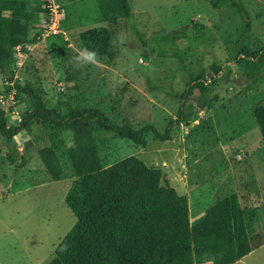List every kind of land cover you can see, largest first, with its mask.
Here are the masks:
<instances>
[{
	"label": "rangeland",
	"instance_id": "374dc122",
	"mask_svg": "<svg viewBox=\"0 0 264 264\" xmlns=\"http://www.w3.org/2000/svg\"><path fill=\"white\" fill-rule=\"evenodd\" d=\"M57 2L66 10L65 35L40 36V21L34 25V19L32 41L21 46V58L15 59L14 79L41 91L60 113L66 111L62 103L94 107L117 126H152L161 134L169 127L170 140H156L149 132L141 148L112 133L80 138L54 132L50 125L32 126L31 135L21 133L30 137L28 148L16 136L10 144L0 138V264H48L54 257L75 223L64 197L75 179L68 151L79 145L97 148L105 166L138 158L161 170L162 187L210 183L205 194L188 190L191 222L200 216L197 210L235 191L245 216L252 214L248 193L254 183H264V175L254 173L256 164L248 157L252 151L246 141L237 145L236 138L248 132L260 137L254 109L264 101V59L250 65L255 73H246L236 58L242 48L264 49V0H233L246 8L247 16L229 8L214 10L210 0H129L132 16L110 23L100 22L93 0ZM94 25L110 33L112 62L78 61L83 49L79 33ZM200 78L206 83L204 94L194 89L183 104L184 90ZM25 108L7 75L0 73V109L7 127L20 122ZM36 137L40 142H34ZM43 145L55 153L50 172L38 158ZM7 155L15 164L22 158L27 164L15 169ZM43 178L48 183H38ZM256 203H264V196ZM258 255L262 252L241 264H262Z\"/></svg>",
	"mask_w": 264,
	"mask_h": 264
},
{
	"label": "trees",
	"instance_id": "16d2710c",
	"mask_svg": "<svg viewBox=\"0 0 264 264\" xmlns=\"http://www.w3.org/2000/svg\"><path fill=\"white\" fill-rule=\"evenodd\" d=\"M93 1L104 22L132 16L129 0ZM210 6L247 16L246 8L233 0H210ZM40 10L27 0H0V73L7 75L15 95L26 105L20 122L10 127L0 109V138L10 144L18 133L31 135L34 125H50L54 132H69L80 138L112 133L141 148L146 147L149 132L156 140H170L169 127L161 134L152 126H117L94 107L74 108L62 103L66 111L60 113L48 106L41 91L15 80V50L32 41V23ZM110 39L103 27L79 33L83 49L96 51L99 59L112 62L115 53L110 51ZM263 59L264 49L249 52L245 48L236 58L248 68L246 73H255L250 65ZM218 70L214 68L215 73ZM205 84L201 78L189 84L181 95L183 104L194 89L204 94ZM254 118L264 141V101L254 109ZM34 142H40L39 138ZM68 157L75 179L64 202L75 223L55 247L48 264H204L205 259L213 258L214 264H234L251 252L248 223L235 193L218 200L191 222L187 197L178 195L167 183L165 187L159 185L164 178L161 170L146 167L136 157L105 166L99 150L86 145L69 149ZM38 158L50 172L54 151L43 145ZM7 159L15 169L27 164L24 158L18 164L9 155Z\"/></svg>",
	"mask_w": 264,
	"mask_h": 264
},
{
	"label": "crops",
	"instance_id": "0c3cea01",
	"mask_svg": "<svg viewBox=\"0 0 264 264\" xmlns=\"http://www.w3.org/2000/svg\"><path fill=\"white\" fill-rule=\"evenodd\" d=\"M30 2H32V3L35 2L34 4L36 5L38 1L37 0H30ZM64 10H65V8H64ZM65 12H66V10H65ZM42 15L43 14H41V13L38 16L35 15V19H36V21L37 20L38 21L34 22V25H36L39 21H41V19L43 18ZM99 18H100V22H104V21H102L100 16H99ZM95 27L96 26L94 25L90 28H95ZM242 136H243L242 138H239V137L236 138L237 145H238V143H241V142H242V144H244V142L246 141V143H245L246 147H248L252 151V154H250L248 157H250V159H253V162L256 164L254 173H256L257 175L263 176L264 175V141H263V137H262L261 133H260V137L258 136L257 133H253L251 135L249 132L244 133ZM243 156L247 157L246 154ZM258 164H259V166H257ZM37 181H38V183H42V182L48 183L45 181V178H43L42 181L40 179H38ZM186 185H187V188H186ZM253 185L254 186L251 188V190L249 191L248 194H250V196H251V197H249V200L251 201V202L249 201V203L253 207L252 210H254V211L252 212V214L246 215V220L248 223V236H249V240H250L251 252L234 264H241V262H243L246 258L252 256L254 254V252H262V256L258 255L257 258H258L259 262H262V264H264V255H263L264 254V219L262 217V212H264L263 211V204L264 203H262L260 206H258V204L256 203V199H259L260 197L264 196V183H254ZM170 186L175 190V192L178 195L186 196L187 200H188V205H189V197L188 196H189L190 191L188 192V190L191 189L192 191L197 192L199 194H201V193L205 194V192L210 190L211 184L210 183H170ZM201 188H203V189H201ZM236 192L237 191H235L233 193H235L237 195ZM247 198H248V196H247ZM196 213H199V215H200L199 217H201L203 215L204 211H201L199 209V210H197ZM189 214H190V209H189ZM199 217H197V219ZM261 257H262V259H261Z\"/></svg>",
	"mask_w": 264,
	"mask_h": 264
},
{
	"label": "built area",
	"instance_id": "2783aa9c",
	"mask_svg": "<svg viewBox=\"0 0 264 264\" xmlns=\"http://www.w3.org/2000/svg\"><path fill=\"white\" fill-rule=\"evenodd\" d=\"M39 4V9H45L42 14L43 18L37 25L38 33L40 36L45 35L49 37H56L59 35H65V31L63 30L62 20L64 17V9L63 6L58 4L57 0H37ZM21 47L16 48L14 59L21 58L20 53ZM12 85V83H11ZM64 89L60 88V91L63 92Z\"/></svg>",
	"mask_w": 264,
	"mask_h": 264
},
{
	"label": "clouds",
	"instance_id": "9594fccd",
	"mask_svg": "<svg viewBox=\"0 0 264 264\" xmlns=\"http://www.w3.org/2000/svg\"><path fill=\"white\" fill-rule=\"evenodd\" d=\"M78 61L85 63V64H91V65H96L100 62L98 58V53L96 51H89L88 49L80 50ZM207 255L208 254L206 253L205 256ZM204 264H214V258L205 259Z\"/></svg>",
	"mask_w": 264,
	"mask_h": 264
},
{
	"label": "water",
	"instance_id": "95a60500",
	"mask_svg": "<svg viewBox=\"0 0 264 264\" xmlns=\"http://www.w3.org/2000/svg\"><path fill=\"white\" fill-rule=\"evenodd\" d=\"M16 138H20V140L26 142L25 143V148H28L30 145H32L31 141H30V137L29 136H26L24 138L21 137V133H18ZM18 140V139H16Z\"/></svg>",
	"mask_w": 264,
	"mask_h": 264
}]
</instances>
